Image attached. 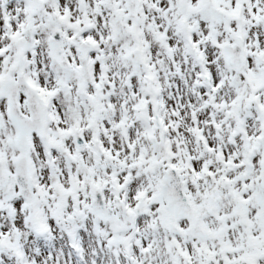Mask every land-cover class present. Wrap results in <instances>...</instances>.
I'll return each mask as SVG.
<instances>
[{
	"label": "snow or ice",
	"instance_id": "1",
	"mask_svg": "<svg viewBox=\"0 0 264 264\" xmlns=\"http://www.w3.org/2000/svg\"><path fill=\"white\" fill-rule=\"evenodd\" d=\"M0 264H264V0H0Z\"/></svg>",
	"mask_w": 264,
	"mask_h": 264
}]
</instances>
